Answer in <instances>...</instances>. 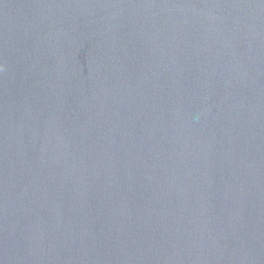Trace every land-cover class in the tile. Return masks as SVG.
Listing matches in <instances>:
<instances>
[{
  "label": "water",
  "instance_id": "obj_1",
  "mask_svg": "<svg viewBox=\"0 0 264 264\" xmlns=\"http://www.w3.org/2000/svg\"><path fill=\"white\" fill-rule=\"evenodd\" d=\"M0 264H264V0H0Z\"/></svg>",
  "mask_w": 264,
  "mask_h": 264
}]
</instances>
